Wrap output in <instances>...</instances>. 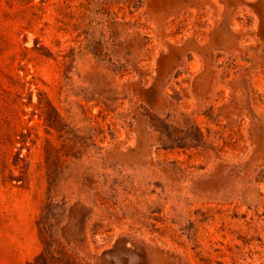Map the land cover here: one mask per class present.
I'll return each mask as SVG.
<instances>
[{"label":"rangeland","instance_id":"rangeland-1","mask_svg":"<svg viewBox=\"0 0 264 264\" xmlns=\"http://www.w3.org/2000/svg\"><path fill=\"white\" fill-rule=\"evenodd\" d=\"M0 264H264V0H0Z\"/></svg>","mask_w":264,"mask_h":264}]
</instances>
